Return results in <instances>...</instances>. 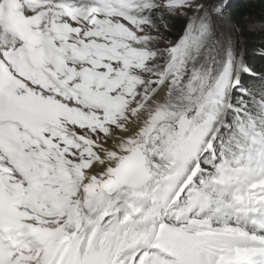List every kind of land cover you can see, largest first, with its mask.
Listing matches in <instances>:
<instances>
[{
    "label": "snow or ice",
    "instance_id": "snow-or-ice-1",
    "mask_svg": "<svg viewBox=\"0 0 264 264\" xmlns=\"http://www.w3.org/2000/svg\"><path fill=\"white\" fill-rule=\"evenodd\" d=\"M0 264H264V8L0 0Z\"/></svg>",
    "mask_w": 264,
    "mask_h": 264
},
{
    "label": "trees",
    "instance_id": "trees-1",
    "mask_svg": "<svg viewBox=\"0 0 264 264\" xmlns=\"http://www.w3.org/2000/svg\"><path fill=\"white\" fill-rule=\"evenodd\" d=\"M253 4H254V10L255 11H259V10H261V8H264V5L261 4L260 0H253ZM253 39H255L257 41L259 40L258 37L253 38Z\"/></svg>",
    "mask_w": 264,
    "mask_h": 264
}]
</instances>
